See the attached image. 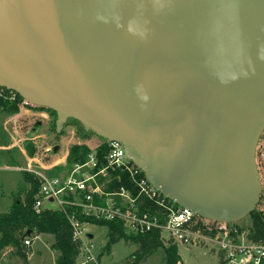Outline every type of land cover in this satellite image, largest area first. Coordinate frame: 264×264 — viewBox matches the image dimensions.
<instances>
[{"label":"water","instance_id":"water-1","mask_svg":"<svg viewBox=\"0 0 264 264\" xmlns=\"http://www.w3.org/2000/svg\"><path fill=\"white\" fill-rule=\"evenodd\" d=\"M0 87L54 112L56 133L74 120L120 143L202 220L255 210L264 0H0Z\"/></svg>","mask_w":264,"mask_h":264},{"label":"built area","instance_id":"built-area-1","mask_svg":"<svg viewBox=\"0 0 264 264\" xmlns=\"http://www.w3.org/2000/svg\"><path fill=\"white\" fill-rule=\"evenodd\" d=\"M0 102L14 105L20 116L32 115V109L36 107L2 87ZM34 139L31 137L29 141ZM12 143L15 146L23 140L16 133ZM25 146L26 163L18 171L31 177L38 186L34 211L37 214L57 211L63 216L70 228L71 240L77 244L78 254L73 264H107L104 259H99L103 248L96 249L93 237L88 238L91 234L86 226L93 225L92 221L120 222L129 236L159 231L163 242L174 245L201 246L209 243L222 264H264V240L252 242L248 239V232L238 233L232 224L204 220L208 235L194 230L197 216L162 196L126 156L118 142L102 139L95 144H80L77 146L87 152L78 159L79 162H72L70 150L56 163L48 165L42 164L39 155L31 153L29 146ZM57 147L59 150L60 146ZM102 148L105 151L100 161L98 153ZM36 152H49L51 159L57 153H53V147L47 146L42 151L36 149ZM112 172L118 174L113 176ZM123 178L128 180V187L123 186ZM114 183L117 188L110 189ZM147 202L156 209H146ZM30 244L28 238L23 241L24 247Z\"/></svg>","mask_w":264,"mask_h":264},{"label":"rangeland","instance_id":"rangeland-1","mask_svg":"<svg viewBox=\"0 0 264 264\" xmlns=\"http://www.w3.org/2000/svg\"><path fill=\"white\" fill-rule=\"evenodd\" d=\"M42 118L19 114V110L1 111L0 110V212H6L10 209L12 195H18L22 187L21 169L26 163L25 145L29 146V151L39 155L42 164L56 163L65 152H69L73 147L87 143L95 144L102 139L94 135L91 131H85L83 127L74 120H67L60 133L55 131L56 116L54 112L43 109ZM46 118V119H45ZM39 120L41 126L37 127L34 132L30 131L34 121ZM19 135L23 143L12 146V138ZM31 137L35 139L29 141ZM49 148L60 146L56 157L51 159V153H37L36 149L41 150V146ZM32 148V149H31ZM255 163L258 169L261 193L259 201L255 207L256 211L264 213V130L258 140L255 150ZM21 196V193H20ZM48 207H52L46 204ZM240 231L248 232L252 228L250 216L231 225ZM86 230L93 237V245L96 249L104 248L107 242V229L102 226L88 225ZM166 238V235L163 234ZM31 240L30 249L31 257H26L27 264H54L58 254L50 250V244L53 241L48 235H39ZM167 244L168 242H165ZM212 245L205 243L201 246H183L176 244L177 253L181 264H219L218 254L212 250ZM137 245L133 242L117 241L110 247L107 255H104V262L107 264H123ZM20 257L14 250L7 248L0 253V264H21ZM141 264H164L163 250L153 253Z\"/></svg>","mask_w":264,"mask_h":264},{"label":"trees","instance_id":"trees-1","mask_svg":"<svg viewBox=\"0 0 264 264\" xmlns=\"http://www.w3.org/2000/svg\"><path fill=\"white\" fill-rule=\"evenodd\" d=\"M0 110L14 111L16 107L7 103L0 102ZM105 149L99 151L100 161L101 154ZM86 149L75 146L71 149L72 162H79L78 159L85 154ZM117 172H112L111 175H117ZM20 193L12 195L10 209L6 212H0V253L11 248L20 257L21 264H27L26 247L23 246V241L31 238L32 235H48L52 237L53 243L50 250L57 253L55 264H73L77 254V244L71 240V231L63 216L57 211H43L39 214L34 211V202L37 195L38 186L32 181L31 177L22 174ZM123 186L128 187V180L123 178ZM117 188L114 183L110 185V189ZM145 208L154 211L156 207L147 202ZM252 228L248 231V239L252 242L264 240V213L254 210L250 213ZM91 224L106 227L107 242L99 255V259H104V255L110 250V247L117 241L133 242L137 245L136 249L126 257L123 264H141L145 259L151 256L158 250H163L164 264H181L177 253L176 245L165 244L160 237L159 231H153L149 234L139 236H129L124 232L120 222H100L92 221ZM206 223L204 220L197 217V223L194 230L201 231L208 235L205 230ZM238 233L241 231L234 228ZM30 235H27V232ZM219 264H222L219 261Z\"/></svg>","mask_w":264,"mask_h":264},{"label":"flooded vegetation","instance_id":"flooded-vegetation-1","mask_svg":"<svg viewBox=\"0 0 264 264\" xmlns=\"http://www.w3.org/2000/svg\"><path fill=\"white\" fill-rule=\"evenodd\" d=\"M43 109L44 108H41V107H38V108H36V107H34V109H32V116L33 117H39V118H42V116H44V115H42L43 114ZM35 113V114H34ZM40 113V114H39ZM34 114V115H33ZM45 117V116H44ZM35 123H34V125H33V127L32 128H30V131L31 132H34L35 131V129L37 128V127H39V126H36V124H38V123H40V126H41V122L39 121V120H36V121H34Z\"/></svg>","mask_w":264,"mask_h":264},{"label":"crops","instance_id":"crops-1","mask_svg":"<svg viewBox=\"0 0 264 264\" xmlns=\"http://www.w3.org/2000/svg\"><path fill=\"white\" fill-rule=\"evenodd\" d=\"M28 116H32V115H28ZM35 237H37V236H34V235H32V237H31V239L33 240V238H35ZM52 238V237H51ZM29 240H30V238H28ZM30 242H31V240H30ZM32 243V242H31ZM53 243V241L51 242V244ZM51 244H50V246H51ZM30 246H31V244H30ZM30 246L29 247H26V252L28 251V249H30ZM49 246V247H50ZM27 257H31V253L29 252V253H27ZM218 260H219V257H218ZM55 261V260H54ZM220 261V260H219ZM54 264H55V262H54Z\"/></svg>","mask_w":264,"mask_h":264}]
</instances>
